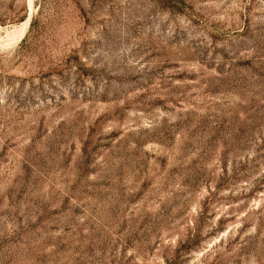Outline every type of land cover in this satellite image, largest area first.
<instances>
[{
  "label": "rangeland",
  "instance_id": "obj_1",
  "mask_svg": "<svg viewBox=\"0 0 264 264\" xmlns=\"http://www.w3.org/2000/svg\"><path fill=\"white\" fill-rule=\"evenodd\" d=\"M0 264H264V0H0Z\"/></svg>",
  "mask_w": 264,
  "mask_h": 264
}]
</instances>
